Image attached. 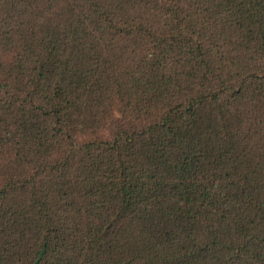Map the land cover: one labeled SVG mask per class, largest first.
I'll list each match as a JSON object with an SVG mask.
<instances>
[{"label":"trees","instance_id":"1","mask_svg":"<svg viewBox=\"0 0 264 264\" xmlns=\"http://www.w3.org/2000/svg\"><path fill=\"white\" fill-rule=\"evenodd\" d=\"M0 264H264V0H0Z\"/></svg>","mask_w":264,"mask_h":264}]
</instances>
